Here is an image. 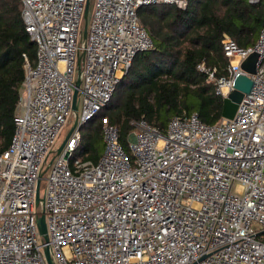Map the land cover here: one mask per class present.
Returning a JSON list of instances; mask_svg holds the SVG:
<instances>
[{
	"label": "built area",
	"instance_id": "obj_1",
	"mask_svg": "<svg viewBox=\"0 0 264 264\" xmlns=\"http://www.w3.org/2000/svg\"><path fill=\"white\" fill-rule=\"evenodd\" d=\"M84 4L19 0L34 62L22 55L13 133L0 154V264H46L45 247L53 264H264V29L246 48L222 37L223 76L196 67L224 98L244 74L239 65L256 55L254 73L246 75L250 90L232 119L205 125L182 113L164 132L139 120L129 156L103 120L99 160L69 162L80 126L110 101L132 58L152 48L136 11L183 10L186 0H92L81 38ZM74 70L79 111L56 153L72 113ZM50 154L38 212L35 184ZM41 212L45 241L35 223Z\"/></svg>",
	"mask_w": 264,
	"mask_h": 264
},
{
	"label": "trees",
	"instance_id": "obj_2",
	"mask_svg": "<svg viewBox=\"0 0 264 264\" xmlns=\"http://www.w3.org/2000/svg\"><path fill=\"white\" fill-rule=\"evenodd\" d=\"M152 48L136 54L115 85L110 101L79 129L75 158L95 164L102 153L101 127L117 129L118 142L129 156L132 123L145 121L164 132L182 113L196 114L212 125L220 119L222 98L205 82L198 65L221 77L228 66L221 49L223 36L246 48L264 29V0H186L185 9L151 5L136 11ZM34 62V46L23 30L19 0H0V154L9 146L12 118L23 81V58Z\"/></svg>",
	"mask_w": 264,
	"mask_h": 264
},
{
	"label": "water",
	"instance_id": "obj_3",
	"mask_svg": "<svg viewBox=\"0 0 264 264\" xmlns=\"http://www.w3.org/2000/svg\"><path fill=\"white\" fill-rule=\"evenodd\" d=\"M88 3L89 0H85L83 13H82V29H81V38L85 37L86 34V22H87V14H88ZM256 61V55L251 54L249 55L240 65L239 69L244 74L237 75L233 80V86L232 91L228 94L227 97L222 98V108L220 113V118L230 120L232 119L237 105L239 104L241 98L243 95L248 94L250 87H251V81L246 75H252L254 73V63ZM80 80L78 77V74L76 76V79L73 84L72 94H71V102H70V110L75 115L77 110V95H78V89H79ZM74 127V124L72 127L68 130L67 134L65 135L63 141L58 146L56 153H58L62 146L64 145L66 139L68 138L69 134L71 133L72 129ZM66 155L64 156V158ZM50 159L44 169L41 171V173L38 176V179L35 184V193H34V207H37L38 203L41 202V198L39 197V183L42 179L43 174L46 172L48 166L51 163ZM36 229L38 232V235L45 241V228H44V220H43V213L41 212L37 218H36ZM43 256L45 259L46 264H53L52 259L49 254V250L47 247L43 249Z\"/></svg>",
	"mask_w": 264,
	"mask_h": 264
},
{
	"label": "rangeland",
	"instance_id": "obj_4",
	"mask_svg": "<svg viewBox=\"0 0 264 264\" xmlns=\"http://www.w3.org/2000/svg\"><path fill=\"white\" fill-rule=\"evenodd\" d=\"M91 9H92V0H89V3H88V14H87V21L89 19V16H90V13H91ZM82 28V27H81ZM76 70H74V74H73V80L76 79ZM227 97V96H226ZM225 98V97H224ZM77 111H79V107L77 109ZM73 113H71V115L67 118V123L64 125L63 129H62V132L61 134L57 137V139L55 140L54 142V145H53V149H57L58 146L60 145V143L63 141L65 135L67 134L68 130L72 127V124H73ZM52 157V155L50 154L47 158V162L50 160V158ZM47 164V163H46ZM46 166V165H45ZM48 170H46V172L43 174L42 176V179L40 180V184H39V197H41L42 195V189H43V185H44V178L47 174ZM36 210L38 212H40V204L38 203L37 207H36ZM40 241V238L37 237V242Z\"/></svg>",
	"mask_w": 264,
	"mask_h": 264
}]
</instances>
